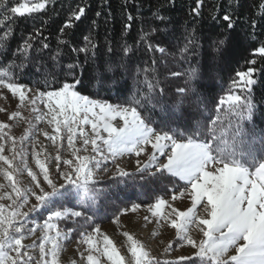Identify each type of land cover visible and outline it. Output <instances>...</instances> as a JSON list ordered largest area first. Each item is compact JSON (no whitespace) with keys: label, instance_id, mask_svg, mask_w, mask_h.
<instances>
[{"label":"snow or ice","instance_id":"6c2138e0","mask_svg":"<svg viewBox=\"0 0 264 264\" xmlns=\"http://www.w3.org/2000/svg\"><path fill=\"white\" fill-rule=\"evenodd\" d=\"M49 2L0 0V13L3 21L8 22L40 13ZM203 6L204 0H195L192 12L201 15ZM260 8L264 15V3ZM70 11L67 22L60 28L62 34H67L66 30L74 26L73 20L80 21L86 14V8L80 6ZM154 15L161 23L164 22L165 17L160 16L159 12ZM132 19V16L128 17L129 21ZM212 19L218 20V17L214 14ZM255 26L253 22L252 27ZM129 27L131 25H125V29ZM235 27L232 14L225 11L221 21L223 31L217 33V37L223 38H214L211 44L218 56H223L230 38L229 30ZM153 31L159 34L160 29L157 27ZM194 31L186 35V42L179 49L185 60L190 47L196 45ZM9 34L10 31H6L0 39ZM149 36V33H143L140 42L143 43ZM31 39L34 37L25 40L18 46L17 52L12 53L15 60L0 66V89H7L13 97H18L17 109L30 106L37 123L47 122L52 133L43 129L38 131L56 144V154L54 157L46 155L43 147L37 151L35 145L38 141H33L31 158L38 169L34 171L28 166V153L23 145L26 140H31L32 129L36 125L32 120H27L29 127L25 128L23 135L14 137L10 134L12 125L0 122V177L5 181L0 183V201L9 202L0 203V264H60L59 253L63 242H70L77 235L79 245H87L80 253L81 257L87 253V264H102L101 257H105L110 264H128L113 241L101 233L99 226L91 231L84 228V225L91 227L95 223L94 214L89 213H93L100 193L96 185L102 177H98V172L107 173V163L111 161L115 170L110 179L133 175L117 162V158L125 154L136 157L146 155L143 162L136 160L135 172L152 176L159 173L157 180L167 179L172 184L170 191L173 192V201L185 196L191 200V206L185 211L173 207L163 197L157 198L154 204L146 205V210L156 223L163 221L175 229V240L169 241L165 253L174 246H188L192 250L190 254L165 260L163 264H264V130H261L260 149L244 139L248 135L244 122L253 119L257 103L264 104V96L257 98L254 95L255 86L264 81V41L254 48L253 56L258 59L245 58L247 70L236 71L227 90L221 88L224 95L218 100L214 96L199 100L202 119L195 126L188 124L184 130L178 131L167 125L164 128L154 127L151 118L139 111L145 107V102L156 100L159 103L169 92L166 86H160L162 82L155 76L149 78L150 69L143 70L142 83L146 85L147 93L137 89L123 103H109L107 99L81 94L78 86L83 79L76 74V69L81 65L61 63L59 49L53 53L48 43L40 41L42 47L35 49L37 55L30 56L29 51L34 49ZM152 39H156V43L149 40L148 50L159 52L161 58L167 59L169 50L162 46L167 41L156 37ZM84 41L83 47H74L72 51L84 53L87 61L95 45L90 36H85ZM58 43L69 46L62 39ZM44 49H49L46 57L43 55ZM109 51L113 50L109 48ZM122 51L131 61L132 56L128 54L134 55L133 49L125 44ZM258 60L261 64L259 68L256 67ZM152 63L155 65L158 61ZM120 66L125 67L123 61ZM106 70L111 72L113 68L108 66ZM169 74L186 77L185 86L177 84L176 93L198 96L191 86L197 76L196 68L190 66L184 73L169 70ZM22 75L35 77L31 88L21 82ZM93 79L102 85L107 77L97 73ZM157 89L159 95L154 96ZM181 102L177 97L174 106ZM4 111L0 108V112ZM17 118L26 119L19 110L12 111L7 117L9 121ZM88 126L91 132L87 131ZM65 133L69 152L67 158L62 155ZM6 144L9 145L7 151L10 155L4 154ZM148 145H151L150 151H146ZM152 169L154 171H150ZM25 172L30 178L28 184H23L19 179ZM31 197L35 198V203L27 211H22ZM68 204L72 206H66ZM140 207V204H133L125 212H136ZM162 209L165 211L162 212ZM33 212H40L42 218L47 213L43 223L30 219ZM144 219L149 221L148 216ZM61 224L70 226L60 227ZM192 227L203 235L199 242L190 234ZM37 232L40 233L37 239L24 243L27 237ZM123 235L130 242L128 251L132 264H161L156 257L150 256L139 241L127 232ZM37 248L38 259L30 251ZM232 249L235 254H230Z\"/></svg>","mask_w":264,"mask_h":264},{"label":"trees","instance_id":"16d2710c","mask_svg":"<svg viewBox=\"0 0 264 264\" xmlns=\"http://www.w3.org/2000/svg\"><path fill=\"white\" fill-rule=\"evenodd\" d=\"M262 3L264 0H204V6L200 10L201 15H196L192 12L195 0H50L42 12L8 22L3 21L0 13V37H4L6 31H10L8 37L0 39V66H6L15 60L12 53L17 52L18 46L25 40L34 37L31 39L34 49L29 51L30 56L37 55L35 49L42 47L40 41L48 43L53 53L59 49L61 63L81 65L76 69L77 76L83 79V83L78 86L81 94L107 99L109 103L114 104L128 100L137 89L141 93H147V87L142 83L143 70L150 69L149 78L155 76L162 82L160 86H166L169 92L160 99L159 103L156 100L152 103L145 102V107L139 111L142 115L151 118L154 127L164 128L167 125L182 131L186 125L195 126L197 121L202 119L199 115L201 110L199 100L213 96L218 100L225 94L221 88L227 90L236 71L247 70L245 58L258 59L253 56V51L259 46L260 41H264V15L260 8ZM78 6L86 8L85 16L80 21L73 20L74 26L66 30L67 34H62L60 28L71 15L70 10ZM225 11L232 14L236 27L234 30H229L230 38L221 57L213 52L211 44L212 39L223 38L217 37V33L223 31L221 21ZM97 12L100 15L97 16ZM157 12L165 17L163 23L154 15ZM214 14L218 20L212 19ZM129 16L133 17L131 21L128 20ZM253 22L256 25L254 28ZM125 25L131 27L125 29ZM157 27L160 29L159 34L153 31ZM193 30L197 37L196 45L190 47L185 60L181 57L179 49L186 42V35L193 33ZM145 32L150 36L141 43V35ZM85 36H90L92 44L95 45V49L89 52L87 61L84 53L72 51L74 47L84 46ZM152 37L167 41L162 45L169 50L167 59L161 58L159 52L148 50L149 40L153 44L156 43V39ZM60 39L66 41L69 46L59 44ZM125 44L134 51V55L128 54L132 56L131 61L122 51ZM109 48L113 51L110 52ZM48 52L49 49H44L43 55L46 57ZM154 60L158 61L155 65L152 63ZM121 61L125 67L120 66ZM16 62L19 63L18 60ZM108 66H111L113 71L108 72L106 70ZM190 66L197 70V76L191 82V86L198 96H193L191 93H176L177 84L181 87L185 86L186 77L169 74V70L184 73ZM256 67H261L259 60ZM97 73L107 77L102 85L93 79ZM20 79L21 82L32 87L35 77L22 75ZM165 81L174 83L165 85ZM153 95L158 96L159 89ZM254 95L257 98L264 96V81L255 86ZM177 97L182 102L174 106ZM244 130L248 133L244 137L245 141L251 143L254 148L260 149L261 130H264V104L257 103L253 119L244 122ZM130 173L133 175L98 180L96 187L100 193L93 213H89L94 214L95 223L91 227L84 225L87 231L120 215L127 206L154 202L171 192L172 184L167 179H156L160 176L159 173H156V176L135 171ZM164 176L168 177V174L164 173ZM72 203L74 204L75 200ZM59 226L66 228L70 224Z\"/></svg>","mask_w":264,"mask_h":264},{"label":"rangeland","instance_id":"374dc122","mask_svg":"<svg viewBox=\"0 0 264 264\" xmlns=\"http://www.w3.org/2000/svg\"><path fill=\"white\" fill-rule=\"evenodd\" d=\"M21 3L24 2V0H20ZM215 67H217L216 64H214ZM31 88V86H28ZM0 108L5 109L6 111L0 112V122L9 123L12 125V128L10 130V134L14 137H20L23 135L25 128L29 127V124L27 123V120H32L33 124L36 125L35 128L32 129L31 134V140H26L24 142L23 147L28 153L27 156V162L28 166L31 167L34 171H38V169L35 166L34 161L31 158V150L33 147V141H38V143L35 145L36 150L39 151L41 147L45 149V153L48 156L54 157L56 154V144H53L51 140L46 138L45 136L41 135L38 131V129H43L45 131H48L49 133H52V128L47 124L46 121H41L37 123L34 119V114L30 112V106H25L22 108L17 109V104L19 103L18 97H13L10 92H8L7 89H0ZM30 96L31 93H28ZM114 104V103H113ZM43 106H41L42 108ZM19 110L21 112V116L26 119H20L17 118V120L9 121L7 119L8 115L12 111ZM44 111H47L46 109H43ZM7 131V130H6ZM88 132H91L90 126L87 128ZM65 138L62 141L63 149H62V155L67 158L69 155L68 148H67V139H66V133L63 134ZM106 135V134H105ZM57 143H61V141H57ZM79 141H77V145H79ZM9 145H5V155H10V153L7 151ZM151 150V145L147 146L146 151ZM140 159L141 162H143L146 159V155H141L140 157H136L134 154H125L121 157L117 158V162L120 167H122L127 172H133L135 171L137 165L136 160ZM107 167L109 171L107 173L98 172V177H102L99 180L110 178L112 175V172L115 170V166L112 164L111 161L107 163ZM154 171V169L150 170ZM21 182L23 184H28L30 178L27 176V173L25 172L22 176L19 177ZM2 177H0V183H4ZM58 183H62V181H58ZM183 183V182H182ZM177 189V193H178ZM173 195V192L167 193L165 196H162L164 199L168 200L169 203L173 206L178 208L181 211H185L187 207L191 206V200L187 196L180 197L177 200L173 201L171 199ZM160 198V197H159ZM154 202H145V203H137L140 204L141 207L137 209L136 212H125V209H130L131 206H127L124 208L123 212L113 217L112 219L103 222L97 226L100 227L101 233L104 235H107L109 239L113 241V244L115 247L119 250L120 254L125 257V260L128 262V264H132V258L131 253L128 251V248L130 246V242L127 240V237L123 235V233L127 232L129 235L133 237L134 240L139 241L147 250L152 257H156L158 260H160L162 263L165 260H175L180 255H187L191 253V249L188 246L184 247H173L169 252L165 253L164 249L167 247L169 241L175 240V229H172L167 224H165L163 221L160 223L155 222V218L151 216V213L146 210V205L148 204H154ZM0 203L8 204L9 202L7 200L0 201ZM32 203H35V198L31 197L29 204L26 205L22 211H27L28 207L31 206ZM167 206H165V209ZM165 209H162L161 211L164 212ZM170 211V209H168ZM206 215V214H205ZM47 214L41 218L40 212H33L30 214V219L34 220L39 223H43V219L46 218ZM148 216L149 221H145L144 217ZM117 221L116 223H113V221ZM96 227V226H95ZM190 234L193 236L194 239L199 242L201 239H203L202 233L196 229L195 227H192L190 230ZM40 235L39 232H37L34 236H29L24 241V243H31L32 240L37 239V237ZM79 238H74L70 242L65 241L63 242L62 249L59 253V261L60 264H87L86 255L81 257L80 253L81 251H84L87 248V245H79L78 243ZM100 242L102 243V237L100 238ZM33 254V256L38 259L39 257V250L32 249L30 250ZM230 254H235L234 249L230 250ZM102 264H110L109 261L105 257H101Z\"/></svg>","mask_w":264,"mask_h":264}]
</instances>
